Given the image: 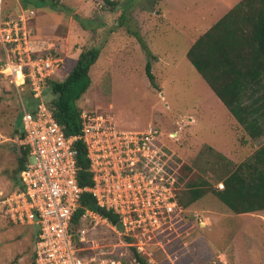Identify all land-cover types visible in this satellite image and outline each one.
Returning a JSON list of instances; mask_svg holds the SVG:
<instances>
[{
    "label": "rangeland",
    "instance_id": "obj_1",
    "mask_svg": "<svg viewBox=\"0 0 264 264\" xmlns=\"http://www.w3.org/2000/svg\"><path fill=\"white\" fill-rule=\"evenodd\" d=\"M28 1L36 13L30 22L36 39L66 60L57 81L67 77L84 47H102L91 69L92 84L78 101L81 111L129 129L156 125L160 144L175 154L177 164L192 168L193 179L219 189L222 166L232 161L235 168L264 144V136H248L187 59L193 41L218 15L215 3L226 0H110L114 9L106 0H56L57 9ZM15 5L20 10L22 0H4V19L15 16ZM148 62L155 86L146 74ZM45 92L50 102L48 85ZM29 94L27 86L17 88L0 74V195L16 187L13 132ZM181 218L159 243L152 242V256H145L149 264H264V211L234 214L209 193L184 208ZM79 229L87 230L93 254L132 263L127 241L107 223ZM36 236L35 227L14 224L0 212V264H33Z\"/></svg>",
    "mask_w": 264,
    "mask_h": 264
},
{
    "label": "built area",
    "instance_id": "obj_2",
    "mask_svg": "<svg viewBox=\"0 0 264 264\" xmlns=\"http://www.w3.org/2000/svg\"><path fill=\"white\" fill-rule=\"evenodd\" d=\"M3 4L0 0V74L17 88L27 86L38 104L33 112L23 109L24 135L16 137V143L27 152L28 161L20 174L21 187L0 195L2 216L36 228L33 264H127L119 257L93 254L87 230H71L87 191L100 208L118 217L120 228L90 209L80 225L96 226L102 220L121 239H133L124 243L127 248L152 256V242L159 243L161 234L184 219L178 186L182 162L177 164L175 154L160 144L161 132L154 124L145 130L129 129L82 111L81 134L67 136L45 100L49 80L65 69L66 60L53 45L36 39L30 25L33 9L4 19ZM78 140L86 145L93 174L88 188L77 178ZM218 187L222 190L224 184ZM131 264L142 263L134 259Z\"/></svg>",
    "mask_w": 264,
    "mask_h": 264
},
{
    "label": "trees",
    "instance_id": "obj_3",
    "mask_svg": "<svg viewBox=\"0 0 264 264\" xmlns=\"http://www.w3.org/2000/svg\"><path fill=\"white\" fill-rule=\"evenodd\" d=\"M39 2L55 9L59 7L56 0ZM106 2L114 9L115 3L110 0ZM30 3L28 0H22L24 8ZM14 9L16 16L20 10L16 5ZM142 44L149 55L147 44L144 41ZM101 48L84 47L76 64L63 81L51 79L48 82L52 99L50 102L45 100L54 109V117L67 136H78L82 132V111L78 101L92 84L91 69L99 59ZM187 59L248 136L253 139L264 136V0H241L194 42L187 52ZM1 65L0 61V68ZM146 74L151 85L155 86L150 62L146 65ZM25 100L28 110L33 112L38 100L31 93ZM22 116L23 111L20 112L14 128V137L24 135ZM12 149L18 155V163L11 180L16 185L14 189H19L20 174L28 161V155L18 144H13ZM75 149L78 153L79 185L82 188L91 187L93 174L89 171L90 161L86 145L82 140H78ZM219 156L227 160L224 155ZM233 167L232 161L222 166L220 182L224 184V189L220 190L200 177L193 179L192 168L184 162L181 163L178 167L181 207L187 208L207 194L213 193L234 214L264 211V144L247 161ZM86 209L98 212L111 224L119 227L118 217L100 208L92 195L85 191L73 220V233L78 232L80 219ZM35 240L37 241V236ZM124 240L127 243L133 241L130 237H125ZM130 250L132 261L136 259L142 264H149L146 257L138 253L135 247Z\"/></svg>",
    "mask_w": 264,
    "mask_h": 264
},
{
    "label": "crops",
    "instance_id": "obj_4",
    "mask_svg": "<svg viewBox=\"0 0 264 264\" xmlns=\"http://www.w3.org/2000/svg\"><path fill=\"white\" fill-rule=\"evenodd\" d=\"M228 1V2H227ZM229 1H231V2H229ZM241 2V0H226V1H224V3L222 2L221 4H219V3H215V5H214V7H213V10H215V11H217V13H218V15L216 14V17L214 18V20H213V24H212V26L217 22V21H219L223 16H225L232 8H234L236 5H238L239 3ZM21 9H24L25 11H27L28 9H30V8H28V7H21ZM20 9V10H21ZM213 13H211V15H212ZM35 15H36V13H35ZM35 17V16H34ZM33 17V18H34ZM211 26V27H212ZM210 27V28H211ZM209 28V29H210ZM33 33H34V31H33ZM34 35H35V37H37L36 36V34L34 33ZM197 40V39H196ZM195 40V41H196ZM195 41H193V43H192V45L194 44V42ZM191 45V46H192ZM203 79V78H202ZM203 83L205 84V86H207L208 88H209V86L207 85V83L205 82V80L203 79ZM206 87V88H207ZM210 89V88H209ZM211 90V89H210ZM216 97V96H215ZM218 100L220 101V103L222 104V105H224L222 102H221V100L218 98ZM224 107H225V105H224ZM226 108V107H225ZM227 109V108H226ZM228 111V110H227ZM229 112V111H228ZM230 114V113H229ZM232 120H233V118H232ZM235 120V119H234ZM234 120H233V122H234ZM223 155V154H222ZM226 157V156H225ZM243 215H246V214H243ZM208 219V218H207ZM205 223V222H204Z\"/></svg>",
    "mask_w": 264,
    "mask_h": 264
},
{
    "label": "clouds",
    "instance_id": "obj_5",
    "mask_svg": "<svg viewBox=\"0 0 264 264\" xmlns=\"http://www.w3.org/2000/svg\"><path fill=\"white\" fill-rule=\"evenodd\" d=\"M222 183V182H221Z\"/></svg>",
    "mask_w": 264,
    "mask_h": 264
}]
</instances>
